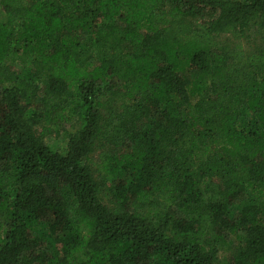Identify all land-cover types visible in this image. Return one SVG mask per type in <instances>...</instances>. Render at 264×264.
Masks as SVG:
<instances>
[{
  "label": "trees",
  "instance_id": "16d2710c",
  "mask_svg": "<svg viewBox=\"0 0 264 264\" xmlns=\"http://www.w3.org/2000/svg\"><path fill=\"white\" fill-rule=\"evenodd\" d=\"M0 10V264H264V0Z\"/></svg>",
  "mask_w": 264,
  "mask_h": 264
},
{
  "label": "rangeland",
  "instance_id": "374dc122",
  "mask_svg": "<svg viewBox=\"0 0 264 264\" xmlns=\"http://www.w3.org/2000/svg\"><path fill=\"white\" fill-rule=\"evenodd\" d=\"M5 14L2 10H0V20L4 18ZM243 47L248 50L251 47H253L255 44H258V40H253L252 38L249 39H242L241 40ZM214 45L217 46L220 49H227L233 45V39L228 34H220L214 39ZM14 68L20 67L19 62H15V65H13ZM69 130H72L71 127L68 126ZM48 145L57 151H62L65 146V139L63 136V133L59 134H51L46 139Z\"/></svg>",
  "mask_w": 264,
  "mask_h": 264
}]
</instances>
